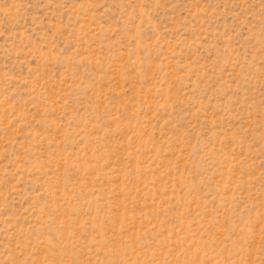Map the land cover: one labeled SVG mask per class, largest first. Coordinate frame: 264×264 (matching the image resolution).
<instances>
[{
  "label": "rangeland",
  "instance_id": "obj_1",
  "mask_svg": "<svg viewBox=\"0 0 264 264\" xmlns=\"http://www.w3.org/2000/svg\"><path fill=\"white\" fill-rule=\"evenodd\" d=\"M0 264H264V0H0Z\"/></svg>",
  "mask_w": 264,
  "mask_h": 264
}]
</instances>
